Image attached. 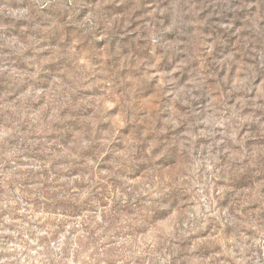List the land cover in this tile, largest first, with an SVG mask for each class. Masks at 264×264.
<instances>
[{
    "label": "rangeland",
    "instance_id": "374dc122",
    "mask_svg": "<svg viewBox=\"0 0 264 264\" xmlns=\"http://www.w3.org/2000/svg\"><path fill=\"white\" fill-rule=\"evenodd\" d=\"M0 264H264V0H0Z\"/></svg>",
    "mask_w": 264,
    "mask_h": 264
}]
</instances>
